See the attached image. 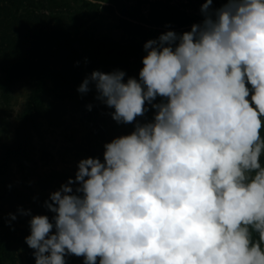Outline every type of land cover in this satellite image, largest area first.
Returning <instances> with one entry per match:
<instances>
[{
    "label": "clouds",
    "instance_id": "clouds-1",
    "mask_svg": "<svg viewBox=\"0 0 264 264\" xmlns=\"http://www.w3.org/2000/svg\"><path fill=\"white\" fill-rule=\"evenodd\" d=\"M212 4L144 43L138 78L79 85L118 124L154 114L50 193L52 222L32 216L25 237L35 264H264V0Z\"/></svg>",
    "mask_w": 264,
    "mask_h": 264
},
{
    "label": "rangeland",
    "instance_id": "rangeland-1",
    "mask_svg": "<svg viewBox=\"0 0 264 264\" xmlns=\"http://www.w3.org/2000/svg\"><path fill=\"white\" fill-rule=\"evenodd\" d=\"M84 1H88V4H83L82 0H0V50L8 45L13 48L22 47L34 41L36 36L34 32L22 31L28 22L34 19V15H38L42 18L39 19L40 21H46L45 25L48 28L57 30L55 26L60 25L67 29L68 37L64 38V42L62 41L64 45L62 49L73 59L78 58V62L81 61L79 69L80 72L82 71V74L75 78V82L70 75L69 84L67 86L62 84L68 93L66 97H53L54 101L61 102L60 108L63 107V110L58 108L59 118L50 122L38 116L31 126L32 137L27 154H21L11 161L9 178L13 181L12 185L20 188L28 196L21 199V202L3 201L1 207L5 223L15 239L17 238L15 244L19 245L16 250L18 257L16 264L19 262L35 264V257H31V248L25 243V237L30 235L31 217L44 215L52 222L55 215L46 207L43 214H40L39 203L43 201L44 205L50 193L59 190L69 178L74 179L80 160L92 157L103 162L106 143L130 134L137 121L153 118V110L146 105L148 111L143 116L137 117L132 124H118L110 115L114 109L95 99V89L86 94L78 93L79 85L93 71L109 73L120 70L126 73V80L128 77L138 78V67L142 68V57L146 55L143 49L144 43L159 37L153 33L138 32L134 27L123 26L119 6L134 5L137 0H118V4L104 0ZM166 1L172 5V9L176 8L179 12L202 16L200 8L204 0ZM214 1L216 0H213L212 5ZM220 1L222 5L225 2V0ZM148 8L141 6L139 11L146 14ZM172 31L177 34L187 32L185 29ZM26 52L27 49L14 48L13 59H22ZM124 56H127L125 59L127 61H121ZM89 57H93L90 68L85 66ZM72 58L68 59V63L74 68V64H71ZM62 60L65 58L62 57ZM127 63L128 67L131 66L132 73L126 68ZM30 90L31 83L21 80L11 87L8 97H0V115L6 116L9 129L7 136L0 137V144L16 143L20 130L18 114L25 108ZM159 101L158 97L155 102ZM64 103L66 106H63ZM87 105H92L91 110L86 107ZM261 137L264 138V128L261 129ZM43 180L49 181L46 188L41 187ZM43 193L45 195L41 200ZM38 200L40 201L36 202ZM21 209L29 211L30 215H21L19 212ZM9 214L15 215L16 219L12 220ZM65 262L82 264V257L68 254L65 256Z\"/></svg>",
    "mask_w": 264,
    "mask_h": 264
},
{
    "label": "trees",
    "instance_id": "trees-1",
    "mask_svg": "<svg viewBox=\"0 0 264 264\" xmlns=\"http://www.w3.org/2000/svg\"><path fill=\"white\" fill-rule=\"evenodd\" d=\"M104 1L109 3L118 2V0ZM82 2L85 5L88 4V1L82 0ZM167 2L166 0H137L134 5L126 7L120 5L119 12L122 15L123 26L125 28L134 27L138 32H148L159 36L172 30L185 29L190 31L193 24L202 22L203 16L184 14L176 8L172 9V5ZM141 6H146V8L149 6L146 14L139 11ZM221 6V1L216 0L211 7L216 9ZM39 19L42 18L34 15V19L28 22L22 31L34 32L36 35L34 41L28 45L24 44L22 47H14L27 49L22 59H13L15 53L11 45L2 47L0 50V97H8L11 87L18 81L26 80L31 83V90L28 93L25 108L18 114L20 122L18 128L20 130L18 131L16 143L4 142L0 144V264H16L18 258L16 250L19 246L15 244L17 238L15 239V236L12 235L1 214L2 202H21V199L27 196L20 188L12 185L13 181L9 178L11 161L21 156V154H27L32 137L31 126L38 116H42L50 122L59 118L58 108L63 110V107L60 108L61 102L54 101V99L67 96L68 93H66V89L63 88L64 86L62 87V84L66 86L69 84L70 75L75 82V78L82 74L79 69L81 61L78 62V58L73 59L62 49L64 47L62 41L68 37L67 29L62 28L60 25L55 26L57 30L52 29V27L48 28L45 25L46 21H40ZM62 57L65 60H62ZM126 57L124 56L121 61H127L125 60ZM69 58H72L71 64H74V68L70 67ZM116 58L118 57L116 56ZM92 62L93 57H89L85 66L90 68ZM126 68L129 69V73H132L131 66L128 67V63ZM138 70L140 71L139 67ZM63 106H66V104L64 103ZM151 120L146 119L137 122L145 123ZM7 130L9 129L6 116L4 114L3 116L0 115V137L7 136ZM133 130L134 126L131 132ZM261 163L264 165V156L261 157ZM47 185H49V181H41V187L46 188ZM25 186L29 187V185ZM41 195L40 199L42 200L45 194ZM38 209H40V214H43V201L39 203ZM30 250L32 257L34 251ZM33 258L28 259L33 260ZM82 264H84V257H82Z\"/></svg>",
    "mask_w": 264,
    "mask_h": 264
}]
</instances>
